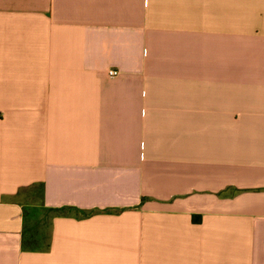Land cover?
<instances>
[{
	"label": "crops",
	"instance_id": "obj_1",
	"mask_svg": "<svg viewBox=\"0 0 264 264\" xmlns=\"http://www.w3.org/2000/svg\"><path fill=\"white\" fill-rule=\"evenodd\" d=\"M0 264H264V0H0Z\"/></svg>",
	"mask_w": 264,
	"mask_h": 264
},
{
	"label": "built area",
	"instance_id": "obj_2",
	"mask_svg": "<svg viewBox=\"0 0 264 264\" xmlns=\"http://www.w3.org/2000/svg\"><path fill=\"white\" fill-rule=\"evenodd\" d=\"M117 75H118V72H116V71L112 70V71L109 72V76L112 77V78L116 77Z\"/></svg>",
	"mask_w": 264,
	"mask_h": 264
},
{
	"label": "trees",
	"instance_id": "obj_3",
	"mask_svg": "<svg viewBox=\"0 0 264 264\" xmlns=\"http://www.w3.org/2000/svg\"><path fill=\"white\" fill-rule=\"evenodd\" d=\"M84 215H87V214H84Z\"/></svg>",
	"mask_w": 264,
	"mask_h": 264
}]
</instances>
